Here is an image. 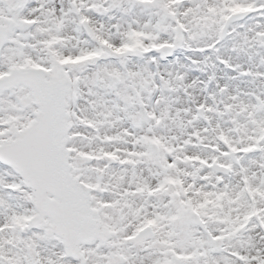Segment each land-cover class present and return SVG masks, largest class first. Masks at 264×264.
I'll use <instances>...</instances> for the list:
<instances>
[{"label":"snow or ice","instance_id":"1","mask_svg":"<svg viewBox=\"0 0 264 264\" xmlns=\"http://www.w3.org/2000/svg\"><path fill=\"white\" fill-rule=\"evenodd\" d=\"M0 264H264V0H0Z\"/></svg>","mask_w":264,"mask_h":264}]
</instances>
